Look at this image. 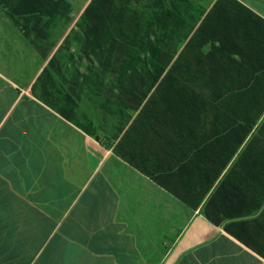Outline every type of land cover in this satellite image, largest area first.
I'll use <instances>...</instances> for the list:
<instances>
[{"label": "crops", "instance_id": "1", "mask_svg": "<svg viewBox=\"0 0 264 264\" xmlns=\"http://www.w3.org/2000/svg\"><path fill=\"white\" fill-rule=\"evenodd\" d=\"M64 2L0 0V264H264V111L227 122L220 102L150 100L153 89L110 114L102 98L95 121L65 69L50 67L71 51L68 14L85 7ZM192 3L194 32L221 17L264 20V0ZM200 40L195 60L224 56L225 76L264 75L263 52L239 55L263 39L223 40L229 55Z\"/></svg>", "mask_w": 264, "mask_h": 264}, {"label": "trees", "instance_id": "2", "mask_svg": "<svg viewBox=\"0 0 264 264\" xmlns=\"http://www.w3.org/2000/svg\"><path fill=\"white\" fill-rule=\"evenodd\" d=\"M64 3L63 0V3L61 1L60 4ZM115 4L118 12L113 11ZM131 4L130 1L129 6ZM125 5L124 0H114L108 9L101 5L102 10L99 9L96 15L90 18V22L93 23L94 19L98 20L102 17L104 11H108L111 13V18L108 19L113 23H119L123 18L122 13L129 12L130 25L134 29V31H131L133 42L135 41L134 44H132L133 42L130 43L125 49V56L117 61L111 53L116 54L120 50V44L116 42L108 43L106 39L105 22L109 21L106 19L103 22L102 19L100 24L105 23L104 27L98 28L100 24L96 27L98 32L94 41L96 45L94 46L97 50L98 66L105 65L106 68L115 66L118 71L116 79L120 85L116 94L105 98L107 103L106 113H112L111 106L113 102L126 103L134 101L139 103L146 100L153 89L154 92L152 97L149 98L150 100L154 99L157 94H165L173 97V99L176 95L183 94L190 101L220 102V107L216 108L215 111H217L219 118H224L227 122L231 119L235 121L241 119L251 121L254 119L255 121V118L264 111V75L225 76L221 73V69L225 67L224 56L220 60H216L212 56L213 60H207L205 56L203 61L199 60L200 55L197 56V60L194 57L195 54L201 53L203 41L200 40V37L203 36L213 38L211 42L219 41L221 43L219 49L221 54L231 52L230 45H225L223 40L230 41L232 38L239 39L242 37L243 40H246L248 37L251 41H259V46L260 41L262 39L264 41V20L258 19V25L255 27L250 22L248 27L243 28L240 23H225V19L221 17L210 25V28H207L205 23L194 32L193 19L188 13L192 11V8L188 7L191 5L189 1L145 0V4L140 2L135 5V7H145L144 11H141L140 8L134 10L130 8L128 10L129 7L126 9ZM55 6H59V3H56ZM183 9H185V13H183ZM223 14L225 12L221 13V15ZM140 28H143L144 31H141ZM143 33L147 38L152 39L147 51H142L138 43L143 38L141 36ZM189 37L191 38L187 45L179 53ZM240 44L238 43L236 48H240ZM252 48L248 44V52L241 51L239 55L242 56L241 53L243 52L264 53V43L262 48L258 47V51L255 50V46L253 50ZM103 56L105 59L101 60ZM57 65V59L50 62V67L55 70L58 69L59 74L61 67ZM194 69L201 71L203 74L196 77L186 75L187 71ZM207 69L210 70V73L205 74ZM127 82L131 85L128 83V90H124L122 86ZM247 89L250 91L245 93L243 90ZM259 89L263 90L259 91ZM244 95L249 96L247 98L249 101L248 106L245 109L239 107ZM229 104L232 107H229ZM259 105L262 106L258 107ZM80 126L90 133L95 131V124L89 119L86 124H80ZM202 197L204 196H201V199Z\"/></svg>", "mask_w": 264, "mask_h": 264}, {"label": "rangeland", "instance_id": "3", "mask_svg": "<svg viewBox=\"0 0 264 264\" xmlns=\"http://www.w3.org/2000/svg\"><path fill=\"white\" fill-rule=\"evenodd\" d=\"M63 3V0H42L43 6H48L50 9L55 7L56 3ZM114 0H88L85 3L84 9L77 14L76 16L68 14V20L72 23V27L67 32L66 36H68V41H71L66 45L68 50H71L70 53L59 54V62L58 67L60 66L62 69H65L67 73L66 80L68 83L73 85V101H83L88 102L90 106L89 109H85L89 116L96 121L95 114V106L97 103L101 101L103 98L104 103L106 104V99L109 98L110 95L116 94L120 85L118 84V80L116 79V75H118L117 68L110 67L106 68L104 66H98L97 59V50L95 38L97 35L96 27L107 19L109 22L106 23V34L108 43H119L120 50L117 51L116 54H113V57L117 59V61L125 56L126 47L133 42V38L131 35V31L134 29L130 25V15L129 12L122 13L121 22L113 23L110 19L111 13L108 11H104L102 13V17L99 15V19H94L93 23L90 22V18L94 17L96 13L101 9V5L109 8V6L113 3ZM131 1V5L129 6V2ZM190 2V8L193 7V0H186ZM126 2V3H125ZM124 0V7L126 9L130 8L134 10L135 8H140V10L144 11L145 7H135L138 3H144L145 0ZM106 3V4H105ZM135 4V5H134ZM77 5V4H76ZM134 5V6H133ZM182 8V6H181ZM77 11L78 9H74ZM102 10V9H101ZM100 10V11H101ZM114 12H118V9L115 4V8H113ZM76 14V13H74ZM73 14V15H74ZM56 14L51 15V19L56 18ZM105 23L100 24L98 28H103ZM141 31H144L143 28H140ZM143 38L138 42L139 46H141L142 51H147L149 48L152 39L147 38L144 33L141 34ZM135 42V41H134ZM134 42L132 44H134ZM92 44V46H91ZM128 52V50H127ZM63 58V59H62ZM110 58V57H109ZM105 59L104 56L101 58ZM116 61V62H117ZM127 82L122 88L124 90H128ZM131 85V83H129ZM129 85V86H130ZM97 90H102L103 92H97ZM94 107V108H93Z\"/></svg>", "mask_w": 264, "mask_h": 264}]
</instances>
